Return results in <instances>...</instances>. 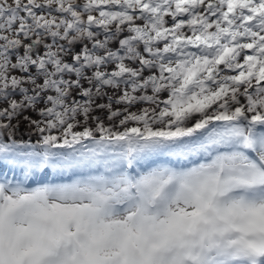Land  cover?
I'll return each mask as SVG.
<instances>
[{
    "label": "rangeland",
    "instance_id": "1",
    "mask_svg": "<svg viewBox=\"0 0 264 264\" xmlns=\"http://www.w3.org/2000/svg\"><path fill=\"white\" fill-rule=\"evenodd\" d=\"M13 1L0 0V6L5 5L0 9V29L4 31V40H0L2 66L7 65L6 60L13 59L5 46L6 32L12 33L18 27L16 22L23 19L26 9L34 10L30 11L34 13L30 19L35 27L53 29L59 34L54 38L39 35L44 43L42 47L59 49L62 42L74 40L71 34L77 33L79 39L83 36L81 29L76 28L79 22L85 29L89 22L90 33H94L112 21L139 18L156 22L162 33L166 28L180 30L181 22L186 23L187 28L215 24L216 15L223 10L227 13V3L232 2L225 1L221 6L215 0H205L203 9L212 8V11L194 8V13L182 20L179 14L172 19L169 14L173 13L167 8L150 19L146 14L130 13L116 6L104 8L94 19L86 16L71 21L69 17L51 14L53 11L46 7L43 10L14 9ZM252 2L259 5L258 0ZM236 10L246 14L240 5ZM247 23L245 31L253 30L257 24L263 25L264 20L258 15ZM25 24L18 28L24 29ZM145 30L144 34L152 37L148 28ZM123 34L125 32L119 33L116 39ZM23 37L20 32L18 39ZM215 39L231 46L222 36ZM28 46L34 48V43L30 41ZM199 46L176 44L173 56H162L166 60L164 64L167 66L168 60H174L183 68L180 71L189 72L196 69V58L199 62L204 58L211 60L218 53L217 48ZM251 54L243 51L245 56ZM42 61L48 70L46 76L55 77L53 62L45 57ZM68 61L73 62L72 57ZM137 62L138 66L142 61ZM202 69H209V65ZM149 72L152 71H146L144 76ZM8 78L6 75L2 79ZM211 119L205 124L209 131L220 122L216 115ZM205 131L193 130L191 135L171 133L169 143L161 137L149 140L153 151L142 153L136 147L129 161L123 149L112 155L114 150L104 151L87 135L72 138L65 146L71 150L69 152L56 151L39 157L27 153L8 155L1 146L0 177L6 180V174H11L21 178L17 182L45 175L51 177L49 180L72 177L74 181L64 185L57 183L58 186L49 191L44 187L35 189L32 193H8L7 189H0V264H182L183 258L200 264H231L233 258L240 259V264H256L260 255H264V191L258 190L264 187V168L249 155L242 134L241 141L227 138L206 145L204 139L213 136H200ZM186 138L191 141L186 143ZM253 150L264 158V137ZM172 157L186 161L174 165ZM212 168L216 169L215 173L211 172ZM220 172L225 173L224 179L219 178ZM157 201L161 202L162 209L149 214L147 204ZM109 202L126 203L128 210H108ZM50 257L58 258V263L48 262Z\"/></svg>",
    "mask_w": 264,
    "mask_h": 264
},
{
    "label": "bare ground",
    "instance_id": "2",
    "mask_svg": "<svg viewBox=\"0 0 264 264\" xmlns=\"http://www.w3.org/2000/svg\"><path fill=\"white\" fill-rule=\"evenodd\" d=\"M195 1L13 2L14 9L29 7L43 10L46 7L53 11L51 14L69 17L71 21L89 16L81 9L93 12L97 18L105 11L104 8L116 6L130 10V13L138 11L141 15L146 14L150 19L162 14L160 10L164 8L172 11V15L168 13L172 19L179 14L181 20L191 16L194 8L213 10L203 9L205 0ZM215 1L222 6L228 0ZM258 1L259 5L252 0H232L230 5L227 3V13L223 10L216 15L217 25L199 24L187 28L186 23L181 22L180 30L166 28L162 33L156 22L149 23L139 18L112 21L94 34L79 22L76 28L81 29L83 36L79 39L77 33L71 34L74 40L62 42L59 49L42 47L39 35L54 38L59 34L53 29L35 27L30 19L34 14L30 11L34 10L26 9L23 19L16 22L18 27L26 23L25 28L16 27L12 33L6 32L5 35V46L13 54V59L6 60V66L0 63V147H4V153L8 155L27 153L39 157L56 151L62 153L67 148L66 144L73 141L72 138L87 135L104 151L108 148L114 150L112 155L123 149L129 161L136 147L141 150L147 148L149 140L157 137L169 143L171 133L191 135L193 130L201 131L213 115L225 122L227 127L232 125V130L240 128L239 136L246 134L252 125L257 124L255 122L264 123V24L245 31L252 17L260 15L264 20V0ZM239 5L246 10V14L236 10ZM3 7L5 5L0 9ZM145 28L151 30L152 37L144 34ZM3 32L0 29V40H4ZM20 32L24 37L18 39ZM121 32H128L131 36L122 44L115 45L116 36ZM221 36L230 41L231 46L215 39ZM93 37L98 38L100 43L96 42V46L90 49ZM30 41L34 43V48L28 46ZM178 43L217 48L218 53L211 60L204 58L199 62L196 58V69L182 72L180 63L168 60L166 66L162 57L173 56ZM243 51L252 54L245 56ZM43 57L53 62V71L57 73L55 77L46 76L48 70ZM70 57L76 60L75 64L68 61ZM137 61H143L145 68L137 66ZM208 65L209 69H202ZM63 69L64 73L59 72ZM148 70L154 75L144 76ZM97 72L100 80H94L93 75ZM39 74V80L35 81ZM6 75L9 78L3 81ZM65 79L75 81L69 83ZM215 127L214 131H217L219 127ZM238 135L237 132L234 136L225 134L219 139L237 138ZM250 136L248 139L245 137L246 145L254 146L258 139Z\"/></svg>",
    "mask_w": 264,
    "mask_h": 264
},
{
    "label": "water",
    "instance_id": "3",
    "mask_svg": "<svg viewBox=\"0 0 264 264\" xmlns=\"http://www.w3.org/2000/svg\"><path fill=\"white\" fill-rule=\"evenodd\" d=\"M123 40V38H121L120 40H119V42H121Z\"/></svg>",
    "mask_w": 264,
    "mask_h": 264
}]
</instances>
